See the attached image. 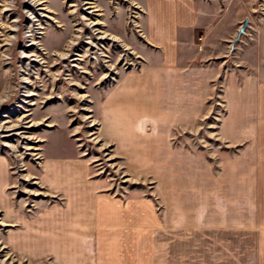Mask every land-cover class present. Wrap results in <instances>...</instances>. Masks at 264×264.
Masks as SVG:
<instances>
[{
  "label": "rangeland",
  "instance_id": "obj_1",
  "mask_svg": "<svg viewBox=\"0 0 264 264\" xmlns=\"http://www.w3.org/2000/svg\"><path fill=\"white\" fill-rule=\"evenodd\" d=\"M143 1L0 0V264L87 259L83 246L64 255L55 248L45 256L44 246L36 255L34 246L13 244L34 219L42 220L44 210L53 221L61 219L69 204L59 182L73 162L78 174L100 179L112 192L143 194L156 204L155 170L141 173L138 163L139 174L132 176L109 141L124 108L122 93L116 94L119 82L140 75L145 62L155 60L142 40ZM202 1L207 13L202 61L217 76L204 116L171 139L218 157L227 148L218 133L229 119L225 92L237 88L243 76L253 80L256 95L259 89L264 94V0ZM244 19L248 27L236 40ZM255 104L250 123L264 124V101ZM141 124L134 125L140 130ZM183 240L165 249L170 261L164 264H190L187 237Z\"/></svg>",
  "mask_w": 264,
  "mask_h": 264
},
{
  "label": "crops",
  "instance_id": "obj_2",
  "mask_svg": "<svg viewBox=\"0 0 264 264\" xmlns=\"http://www.w3.org/2000/svg\"><path fill=\"white\" fill-rule=\"evenodd\" d=\"M140 4L142 40L155 60L119 82L125 120L117 113V134L109 141L132 176L138 163L141 173L155 170L156 204L143 194L112 192L100 179L78 174L73 162L59 182L69 204L61 219L44 210L13 244L35 252L44 246L45 256L83 246L88 255L81 264H164L170 261L165 249L187 237L190 264H264V124L250 123L255 112L248 114L255 103L261 107L264 94L256 95L253 80L243 76L225 92L222 156L181 148L171 134L204 116L217 76L202 61L206 7L202 0Z\"/></svg>",
  "mask_w": 264,
  "mask_h": 264
},
{
  "label": "water",
  "instance_id": "obj_3",
  "mask_svg": "<svg viewBox=\"0 0 264 264\" xmlns=\"http://www.w3.org/2000/svg\"><path fill=\"white\" fill-rule=\"evenodd\" d=\"M248 23H249L248 19H244V20H243V22H242V24H241V27H240V29H239L238 32H237L236 40H238V39L240 38V36H241L242 34H244L246 28L248 27Z\"/></svg>",
  "mask_w": 264,
  "mask_h": 264
}]
</instances>
